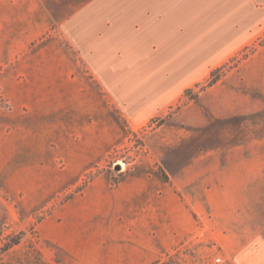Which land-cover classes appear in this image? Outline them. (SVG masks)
<instances>
[{"label": "rangeland", "instance_id": "obj_1", "mask_svg": "<svg viewBox=\"0 0 264 264\" xmlns=\"http://www.w3.org/2000/svg\"><path fill=\"white\" fill-rule=\"evenodd\" d=\"M30 2L0 0V264H264V183L236 186L230 195L208 186L207 201L206 186H185L130 232L114 215L71 216L93 180L106 177L114 189L137 162L152 158L146 138L165 118L134 127L109 122L120 108L57 23L67 11L37 16ZM263 43L264 35L185 90L170 113ZM101 138L104 154L85 162ZM16 236L20 242L3 250Z\"/></svg>", "mask_w": 264, "mask_h": 264}, {"label": "crops", "instance_id": "obj_2", "mask_svg": "<svg viewBox=\"0 0 264 264\" xmlns=\"http://www.w3.org/2000/svg\"><path fill=\"white\" fill-rule=\"evenodd\" d=\"M53 7L67 11L57 23L120 108L109 122L124 119L134 127L165 118L146 138L152 158L137 162L114 189L106 177L89 183L71 206L73 218L114 215L130 232L149 224L145 218L158 209L165 211L167 200L185 186H206L207 201L208 186H224L230 195L236 186L264 183V43L196 100L170 113L185 90L263 37L264 0H31L28 5L37 16ZM99 126L104 130L105 120ZM96 143L84 152L85 162L104 154V140ZM156 198L163 208L160 201L153 205Z\"/></svg>", "mask_w": 264, "mask_h": 264}, {"label": "trees", "instance_id": "obj_3", "mask_svg": "<svg viewBox=\"0 0 264 264\" xmlns=\"http://www.w3.org/2000/svg\"><path fill=\"white\" fill-rule=\"evenodd\" d=\"M217 80H218L217 77L212 78L211 81H210V84L215 83ZM19 242H20V236H16V238H14V239H11V238H10V239L4 244V246H3L2 249H3V250H8V249L11 248L13 245L18 244Z\"/></svg>", "mask_w": 264, "mask_h": 264}, {"label": "water", "instance_id": "obj_4", "mask_svg": "<svg viewBox=\"0 0 264 264\" xmlns=\"http://www.w3.org/2000/svg\"><path fill=\"white\" fill-rule=\"evenodd\" d=\"M118 168H120L121 166H120V164H118V166H117Z\"/></svg>", "mask_w": 264, "mask_h": 264}]
</instances>
